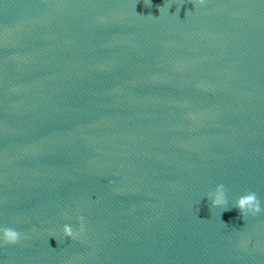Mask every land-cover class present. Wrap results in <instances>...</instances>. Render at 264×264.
Segmentation results:
<instances>
[{
    "label": "water",
    "instance_id": "1",
    "mask_svg": "<svg viewBox=\"0 0 264 264\" xmlns=\"http://www.w3.org/2000/svg\"><path fill=\"white\" fill-rule=\"evenodd\" d=\"M250 191L264 0H0V264H264Z\"/></svg>",
    "mask_w": 264,
    "mask_h": 264
},
{
    "label": "clouds",
    "instance_id": "2",
    "mask_svg": "<svg viewBox=\"0 0 264 264\" xmlns=\"http://www.w3.org/2000/svg\"><path fill=\"white\" fill-rule=\"evenodd\" d=\"M195 7L197 5H203L205 0H190ZM180 11V9H179ZM179 11H176L175 15L179 14ZM190 11L186 13L189 14ZM207 199L209 201L210 207L223 209L224 211H229L231 208L228 207V197H227V188L224 184H219L216 186L214 192L207 193ZM234 208L239 209V212L242 218L246 221L249 217H256L261 213H264V207H262V202L258 195L255 192H246L244 195L240 196L233 206ZM232 207V208H233ZM79 229L74 230L70 225H65L63 227V235L66 238L77 239L85 231L84 217L80 216L79 218ZM28 239L29 237L24 236L18 230L4 226L0 227V247L6 246H15L20 243L21 239Z\"/></svg>",
    "mask_w": 264,
    "mask_h": 264
}]
</instances>
